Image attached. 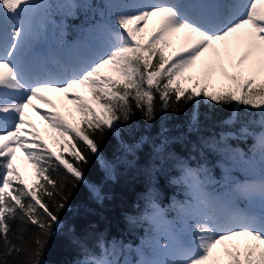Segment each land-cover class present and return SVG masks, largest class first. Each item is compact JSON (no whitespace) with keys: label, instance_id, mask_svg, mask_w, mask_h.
<instances>
[{"label":"snow or ice","instance_id":"6c2138e0","mask_svg":"<svg viewBox=\"0 0 264 264\" xmlns=\"http://www.w3.org/2000/svg\"><path fill=\"white\" fill-rule=\"evenodd\" d=\"M92 158L137 184L138 243L109 239L91 208L63 215L81 184L105 199ZM57 235L68 264H264V0H0V264H45Z\"/></svg>","mask_w":264,"mask_h":264},{"label":"trees","instance_id":"16d2710c","mask_svg":"<svg viewBox=\"0 0 264 264\" xmlns=\"http://www.w3.org/2000/svg\"><path fill=\"white\" fill-rule=\"evenodd\" d=\"M169 117L176 118L179 121H183L182 114L177 116L175 113H169ZM144 124L141 118H137V126L140 127ZM220 128H209L207 131L218 132ZM124 139L127 140L128 134H123ZM73 143H76L74 140ZM118 141L113 135H109L102 143V151L108 159L113 158V153L116 151ZM77 148H80V144L77 143ZM70 160V159H69ZM72 163H78L75 159L70 160ZM58 163V162H57ZM51 171V170H50ZM61 172H66L61 166ZM55 176V173H52ZM86 175L90 184L96 185L104 195L103 202H98L92 198V194L86 185L81 184L76 188L71 197L72 210L63 213L66 217H77L82 214L85 207L91 208L94 215L90 217L96 222L101 230L107 228L108 237L123 236L128 240L138 239L134 234L130 235L128 232L127 222L124 219L125 213L132 214L137 203V184L133 182L130 175L122 173L117 176L116 180L109 179L100 167L99 163L92 158V162L86 168ZM44 183L43 180L40 183L34 184L32 187L35 189L39 184ZM40 195V193H37ZM46 199V197H45ZM73 259L72 253L67 246L66 238L63 235H57L51 238L46 252L43 256L45 264H68V261Z\"/></svg>","mask_w":264,"mask_h":264},{"label":"rangeland","instance_id":"374dc122","mask_svg":"<svg viewBox=\"0 0 264 264\" xmlns=\"http://www.w3.org/2000/svg\"><path fill=\"white\" fill-rule=\"evenodd\" d=\"M174 43L177 44V42H174ZM217 82H221V80L218 79ZM45 95L48 96L50 99L55 100L54 102H56L57 106L59 107V103L61 101L59 96H57L55 93H50V92H46ZM39 107L42 111H52L44 104H41V106L39 105ZM66 109H73V114H74L73 105L67 106ZM28 117L33 119L31 120L32 122H35L34 120L38 121V123H34V124H36L37 128L41 130V133L45 135V138L48 140L50 146L53 147L54 151H59V153H67L63 151V145H64L63 140H61L60 144L53 143L52 137L56 136V134L53 133L51 129H47V126H45L46 123L43 120H41L39 115L29 110ZM70 122H73L72 117H71ZM46 129L47 131H45ZM15 166L19 169L21 175L23 176L25 181L28 183V185L35 183L39 179L36 169L31 167L30 163L24 158L23 154L20 152L17 153V159L15 161Z\"/></svg>","mask_w":264,"mask_h":264}]
</instances>
